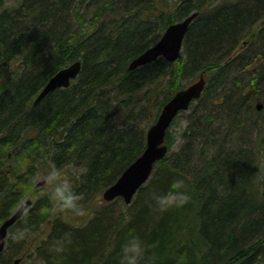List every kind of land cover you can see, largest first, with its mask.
Wrapping results in <instances>:
<instances>
[{"label":"trees","instance_id":"obj_1","mask_svg":"<svg viewBox=\"0 0 264 264\" xmlns=\"http://www.w3.org/2000/svg\"><path fill=\"white\" fill-rule=\"evenodd\" d=\"M192 12L180 58L129 68ZM76 60L77 78L36 103L56 71ZM201 74V96L177 115L188 111L182 142L172 149L169 128V151L131 204L104 200L143 152L163 105ZM237 75L248 79L240 90ZM253 92L264 98V0H0V224L53 160L66 166L87 211L74 222L49 192L32 199L9 229L31 232L9 238L10 258L2 252L1 261L121 264L123 245L139 236V264H264V185L255 181L264 106ZM73 167L85 170L77 176ZM177 178L190 199L159 211L155 195Z\"/></svg>","mask_w":264,"mask_h":264},{"label":"water","instance_id":"obj_2","mask_svg":"<svg viewBox=\"0 0 264 264\" xmlns=\"http://www.w3.org/2000/svg\"><path fill=\"white\" fill-rule=\"evenodd\" d=\"M192 12L186 18L171 23L160 39L136 56L129 64L130 69H135L146 63H150L164 57L169 61H175L182 56L184 40L190 23L197 15ZM82 67L81 60L60 68L48 80L46 85L38 94L35 102L40 101L49 92L59 88L67 87L80 74ZM206 79L204 74L192 84L178 90L162 107L157 120L147 130V142L143 152L132 161L120 174L117 180L108 186L103 192L106 201H112L118 197L124 199L125 203L131 204L135 194L151 177L155 165L168 153L169 147L166 143V133L176 116L189 109L192 102L198 99L205 87ZM258 109L262 107L259 102ZM39 181V185H44ZM32 204V199H25L17 208L0 224V254L6 246V240L10 227L20 219L25 211ZM22 258H15L9 264H20ZM0 264H4L0 258Z\"/></svg>","mask_w":264,"mask_h":264},{"label":"clouds","instance_id":"obj_3","mask_svg":"<svg viewBox=\"0 0 264 264\" xmlns=\"http://www.w3.org/2000/svg\"><path fill=\"white\" fill-rule=\"evenodd\" d=\"M53 153L55 148L53 147ZM259 166L256 171L255 181L258 184L264 185V161H257ZM66 166H57L53 160L50 166L44 172L37 173L32 177V182L44 181L49 186V199L60 210H67L75 215L85 213V208L82 206V194L79 193L73 184L71 178L65 173ZM85 169H77L73 167L72 171L75 175H80ZM185 185L183 178H177L172 181L168 191L155 195L156 206L159 211H166L173 206H182L190 199V194L182 190ZM31 229L27 225L18 227L13 232L12 238L16 241L25 240L30 234ZM144 254V243L139 236H132L123 245V254L121 256V264H139V260Z\"/></svg>","mask_w":264,"mask_h":264},{"label":"rangeland","instance_id":"obj_4","mask_svg":"<svg viewBox=\"0 0 264 264\" xmlns=\"http://www.w3.org/2000/svg\"><path fill=\"white\" fill-rule=\"evenodd\" d=\"M196 80V78L194 79V80H190V79H188V81L187 82H193V81H195ZM191 82V83H192ZM188 114V111L187 112H185L184 114H181V115H179L174 121H173V124L171 125V127H170V131H171V133H172V135H173V137L175 138V140H176V143H175V145L173 146V148L172 149H176L177 148V146L182 142V140H183V138H182V135H183V132H184V130L186 129V127H187V121H186V115ZM42 181V180H41ZM39 182V181H38ZM28 183H30L29 185H28V187H26V193H25V196L23 197V200L24 199H28V198H31V199H33V200H35L37 197H39L41 194H43V193H48L49 192V186L48 185H41V186H44L45 188L44 189H38V187L36 186V184H37V182L36 183H33V182H30V180L28 181ZM100 201V199H98V201L97 202H99ZM87 215V211L85 210V213L84 214H81V215H75V214H71V215H69V214H65L64 216L67 218V219H70V220H72V221H74V222H81V221H83V218L85 217ZM47 228H48V226L47 225H45L44 227H43V229H42V232L41 233H39V235H37L36 236V238L35 239H39V238H41L44 234H45V232H46V230H47ZM16 227H14V228H12L10 231H9V235H8V238H7V243H6V247H5V250L3 251V257H5V258H10V254H11V248H8L9 247V245H8V240H9V238H11L12 237V234H13V232L14 231H16ZM34 239V240H35ZM26 259H27V257H26ZM11 262V261H10ZM33 262V260L31 259V258H28V260H25V262L24 263H22V264H31Z\"/></svg>","mask_w":264,"mask_h":264},{"label":"bare ground","instance_id":"obj_5","mask_svg":"<svg viewBox=\"0 0 264 264\" xmlns=\"http://www.w3.org/2000/svg\"><path fill=\"white\" fill-rule=\"evenodd\" d=\"M186 18V17H185ZM184 19V18H183ZM248 79H245L242 81V76L241 75H237L236 78H235V82L232 83V86L235 87L237 90H240V87H241V82H244L246 83ZM259 79H258V84L259 83ZM236 90V93H234L233 91H231V96H229V99L230 101H232V103L235 101V100H240V96H238L239 92H237ZM244 92L246 93V91L244 90ZM253 96L255 97V99L257 100L256 101V105H258V103L260 102L262 104V107L264 106V98L263 97H260L257 93L253 92ZM264 96V94H263ZM238 98V99H237Z\"/></svg>","mask_w":264,"mask_h":264}]
</instances>
